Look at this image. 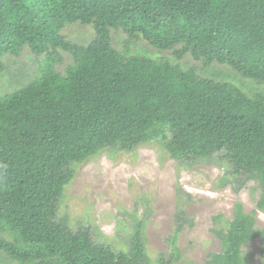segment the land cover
Instances as JSON below:
<instances>
[{
  "label": "trees",
  "instance_id": "1",
  "mask_svg": "<svg viewBox=\"0 0 264 264\" xmlns=\"http://www.w3.org/2000/svg\"><path fill=\"white\" fill-rule=\"evenodd\" d=\"M76 25L92 30L87 40L65 34ZM25 50L36 73L0 87L3 259L151 264L143 222L117 250L59 216L76 166L108 149L157 142L187 166L217 160L238 190L259 183L264 211V0H0V77ZM255 215L238 202L205 264H248L243 248L264 246ZM175 219L157 264L180 259L192 222L184 210Z\"/></svg>",
  "mask_w": 264,
  "mask_h": 264
},
{
  "label": "rangeland",
  "instance_id": "2",
  "mask_svg": "<svg viewBox=\"0 0 264 264\" xmlns=\"http://www.w3.org/2000/svg\"><path fill=\"white\" fill-rule=\"evenodd\" d=\"M91 33L89 27L77 25L65 30L69 38L79 41L87 40ZM5 62L7 70L0 77V87L7 85L13 75L25 81L37 70L27 50L19 58L7 56ZM217 67L214 71L231 72L227 66ZM258 87L264 89V84ZM261 193L257 181H249L238 190L224 164L217 160L187 166L154 142L132 152L108 149L76 166L75 178L61 200L59 216H67L73 229L81 224L91 226L99 242L117 250L128 249L137 222H143L146 251L151 264H157L160 254L170 255L175 216L184 210L192 224L185 225L178 236L180 259L176 264H205L209 254L222 249L214 230L227 227L238 202L246 213L255 212L256 227L264 229V211L257 208ZM218 216L221 218L216 220ZM243 252L248 264H264L260 239L246 245ZM0 264L16 263L6 261L0 253Z\"/></svg>",
  "mask_w": 264,
  "mask_h": 264
}]
</instances>
